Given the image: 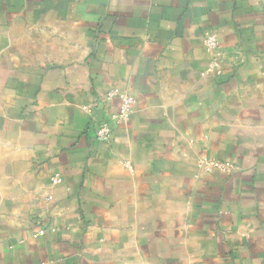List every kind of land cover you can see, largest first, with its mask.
Here are the masks:
<instances>
[{
    "label": "crops",
    "instance_id": "crops-1",
    "mask_svg": "<svg viewBox=\"0 0 264 264\" xmlns=\"http://www.w3.org/2000/svg\"><path fill=\"white\" fill-rule=\"evenodd\" d=\"M0 264H264V0H0Z\"/></svg>",
    "mask_w": 264,
    "mask_h": 264
},
{
    "label": "built area",
    "instance_id": "built-area-1",
    "mask_svg": "<svg viewBox=\"0 0 264 264\" xmlns=\"http://www.w3.org/2000/svg\"><path fill=\"white\" fill-rule=\"evenodd\" d=\"M204 44L205 46L212 50V51H219L220 49V44H219V40L218 37L215 34H209L205 37L204 39ZM211 69H214L215 66L211 65L210 66ZM119 95V93H118ZM116 92H111L109 94V98H113L118 96ZM121 100V104H120V113L114 117V120L116 121V123H121L123 122L133 111L134 107H135V99L127 94H120L118 96ZM111 136V129L107 126V125H102L98 132H97V139L100 142H108ZM214 167H218V168H223V165H216V164H208L206 166V171L210 172L212 171V169ZM53 183H60V178L58 176H55L52 178Z\"/></svg>",
    "mask_w": 264,
    "mask_h": 264
}]
</instances>
